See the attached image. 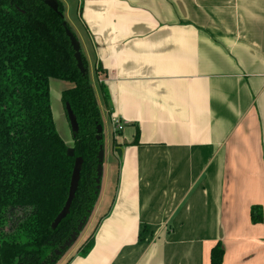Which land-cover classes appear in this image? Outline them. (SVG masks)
I'll return each instance as SVG.
<instances>
[{
  "label": "crops",
  "instance_id": "obj_1",
  "mask_svg": "<svg viewBox=\"0 0 264 264\" xmlns=\"http://www.w3.org/2000/svg\"><path fill=\"white\" fill-rule=\"evenodd\" d=\"M58 1L112 125L60 264H211L219 244L222 264H264V0Z\"/></svg>",
  "mask_w": 264,
  "mask_h": 264
},
{
  "label": "trees",
  "instance_id": "obj_2",
  "mask_svg": "<svg viewBox=\"0 0 264 264\" xmlns=\"http://www.w3.org/2000/svg\"><path fill=\"white\" fill-rule=\"evenodd\" d=\"M59 11L63 19L43 2L0 0V264H57L56 252L98 205L101 111L82 49L86 74L77 67L63 23L73 30L60 1ZM52 80L72 85L61 101L79 126L72 134L74 158L68 157L69 147L55 126ZM77 158L83 160L79 187L70 214L53 230ZM261 217L262 210L253 208V222L260 223ZM92 238L83 245V255L91 251ZM223 258L219 244L211 264H222Z\"/></svg>",
  "mask_w": 264,
  "mask_h": 264
},
{
  "label": "water",
  "instance_id": "obj_3",
  "mask_svg": "<svg viewBox=\"0 0 264 264\" xmlns=\"http://www.w3.org/2000/svg\"><path fill=\"white\" fill-rule=\"evenodd\" d=\"M37 2H43L48 8H50L54 13L58 14L62 19L64 16L60 13L59 11V1L58 0H34ZM63 27L65 28V32L67 37L70 40L71 46L75 52L74 58L77 62V67L81 74H86V69L82 60V53H81V44L78 41L77 37L75 34L67 28V24L63 23ZM65 111L67 114L69 126L71 129L72 134H77L79 132V126L77 123V120L74 116L73 111L71 110L70 106L68 104L65 105ZM97 136H96V141L99 143V152L97 156V161H98V166H97V175L95 178V183H96V195L100 194L101 191V183H102V177H103V172H104V161H105V150H104V143H103V126L102 125H97ZM67 155L69 158H74L75 157V152L73 147L68 148ZM83 167V160L82 158H77L75 160V166L72 174V179L70 183V189H69V196L67 199V202L61 211V213L57 216L55 221L52 224V229L55 230L60 223L67 218V216L70 214V209L72 206V203L75 199L80 179H81V171ZM89 220L87 218H84L78 225L77 231L73 233V235L64 243V245L61 247V251L57 252V256L60 257L62 255V252L67 251L70 249L77 241L79 235L84 231L87 223Z\"/></svg>",
  "mask_w": 264,
  "mask_h": 264
},
{
  "label": "rangeland",
  "instance_id": "obj_4",
  "mask_svg": "<svg viewBox=\"0 0 264 264\" xmlns=\"http://www.w3.org/2000/svg\"><path fill=\"white\" fill-rule=\"evenodd\" d=\"M77 11V8L76 10ZM74 9L72 10L71 8H69V12L68 14L66 13V19H70L72 17H75ZM72 15V16H71ZM72 85H70L69 83H65V82H60V81H55L52 80L51 84H50V88H51V107H52V111H53V117H54V122H55V126L57 129V132L59 133L60 137L63 139V141L65 142V144L68 147H72L73 146V141H72V133H71V129L69 126V122L65 113V107L61 102V94L63 91L68 90L69 88H71ZM103 127H104V132H103V143H104V150L108 148V141H109V134H112V125L109 122L108 119L104 118V122H103ZM106 164V161L104 162V165ZM88 226V225H87ZM85 227L84 231L81 233V236L79 237L78 241L70 248L68 249L67 252H65L59 259V261L57 262V264H60L61 261H64L70 254L72 255H76V249L78 248L79 245L82 244L83 242V236L86 232V228ZM91 234L88 235V237ZM86 239V237L84 238V240Z\"/></svg>",
  "mask_w": 264,
  "mask_h": 264
},
{
  "label": "built area",
  "instance_id": "obj_5",
  "mask_svg": "<svg viewBox=\"0 0 264 264\" xmlns=\"http://www.w3.org/2000/svg\"><path fill=\"white\" fill-rule=\"evenodd\" d=\"M113 126L115 133H120L124 130V124L117 119L113 121Z\"/></svg>",
  "mask_w": 264,
  "mask_h": 264
},
{
  "label": "flooded vegetation",
  "instance_id": "obj_6",
  "mask_svg": "<svg viewBox=\"0 0 264 264\" xmlns=\"http://www.w3.org/2000/svg\"><path fill=\"white\" fill-rule=\"evenodd\" d=\"M65 113H66V111H65ZM66 116H67V114H66ZM67 119H68V118H67ZM80 236H81V234L79 235V237H80ZM79 237H78V239H79ZM78 239H77V241H78ZM77 241H76V242H77ZM59 251H61V249H60ZM67 251H68V250H67ZM67 251H65V252H67ZM57 252H58V251H57ZM57 252H56V256H57ZM65 252H62V255H63ZM62 255H61V256H62ZM61 256H60V257H61ZM57 257H58V256H57ZM60 257H58V258H60Z\"/></svg>",
  "mask_w": 264,
  "mask_h": 264
}]
</instances>
